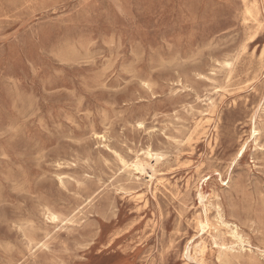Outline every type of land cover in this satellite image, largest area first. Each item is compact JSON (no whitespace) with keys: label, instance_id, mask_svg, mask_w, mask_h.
<instances>
[{"label":"rangeland","instance_id":"1","mask_svg":"<svg viewBox=\"0 0 264 264\" xmlns=\"http://www.w3.org/2000/svg\"><path fill=\"white\" fill-rule=\"evenodd\" d=\"M0 264H264V0H0Z\"/></svg>","mask_w":264,"mask_h":264},{"label":"bare ground","instance_id":"2","mask_svg":"<svg viewBox=\"0 0 264 264\" xmlns=\"http://www.w3.org/2000/svg\"><path fill=\"white\" fill-rule=\"evenodd\" d=\"M197 126L198 127H201L202 129H206V127H204V125L202 124V121L198 122L197 123ZM35 132H36V130H35ZM251 134H252V137L255 139L259 135V130H257L256 127L254 126L252 128ZM246 148H247L246 145H243L240 148V151L238 153V156H239L238 158L241 159L244 156L245 151H246ZM147 156L152 157V155L149 154V153L147 154ZM119 162L124 167V169L128 170L129 173L136 174L137 176H139L138 178H141V176H144V178L147 179V182H146L147 184H150L151 182H153V180H154V172H153V168L151 166L149 167L150 173H147V170H146V167L147 166H146V164L142 163L139 160H137L135 162H132V163H128V162L124 161L123 159L119 158ZM160 185H161V182L158 181L156 183L155 188H157ZM122 191H124V190H122ZM197 198L199 200V205L203 208L204 214L206 216V214H207L206 200L207 199H206L205 195L203 194V192L201 191V189L198 190ZM197 204H198V202H197ZM217 217L219 219V222L222 225L227 226L223 222V218H222V215H221V211H220V209L218 207H217ZM48 219L50 221H53L54 222V221L59 220V217L56 214L49 213ZM198 229L201 232V235H200L201 237L199 239L200 241H199V243L198 242L195 243V242L191 241V242H189L186 245V247L184 249V254H183L184 258H186V259H191L193 257L192 255H195L196 256L200 252H203L205 250V244H204V241H203V236L205 234H207L209 232V229H210V225H209V222H208L207 218H205V221L204 222H201L199 224ZM230 235H231V238H232V240H233V242L235 243L236 246H238V247L241 248L242 246H244L245 243L248 244V242L245 241V239L243 238V236H241L238 233L236 226H234L233 228H231ZM226 250L232 251L233 250V247H229ZM221 258H223V257H221Z\"/></svg>","mask_w":264,"mask_h":264}]
</instances>
